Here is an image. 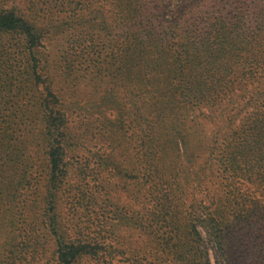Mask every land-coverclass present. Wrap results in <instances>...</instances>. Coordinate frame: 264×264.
Returning <instances> with one entry per match:
<instances>
[{
    "label": "trees",
    "instance_id": "1",
    "mask_svg": "<svg viewBox=\"0 0 264 264\" xmlns=\"http://www.w3.org/2000/svg\"><path fill=\"white\" fill-rule=\"evenodd\" d=\"M83 13L94 30L88 41L102 47L82 58L89 64L80 74L75 56L60 53L65 30L54 42L49 34L71 16L66 30L77 42ZM78 77L92 82L91 96L104 86L119 106L109 145H124L129 155L136 142L143 170L155 168L166 139L188 158L201 154L205 173L222 174L209 205L194 203L184 217L161 189L134 225L147 237L143 255L148 246L169 250L165 264H264V206L253 194L264 191V0H0V264L134 257L127 241L113 248L50 216L68 172L62 155L77 141L68 134L64 97ZM40 155L44 193L29 204L24 192Z\"/></svg>",
    "mask_w": 264,
    "mask_h": 264
},
{
    "label": "rangeland",
    "instance_id": "2",
    "mask_svg": "<svg viewBox=\"0 0 264 264\" xmlns=\"http://www.w3.org/2000/svg\"><path fill=\"white\" fill-rule=\"evenodd\" d=\"M76 16L80 25L75 26V33L80 32L82 35L78 37L77 42L75 38L72 39L74 31L66 30L74 26L71 16L63 18L59 30H55L54 35L49 34V37H52L51 42H54L56 37L60 38V32L65 30L60 53L73 54L74 70L83 74L89 63L82 58L102 46L96 38L88 41L86 33L94 32L87 28L88 15L83 13ZM78 78L74 87L65 89L64 97L68 134L77 141L72 140V145L65 148L62 155L64 167L68 172L53 197L54 206L50 216H54L58 222L78 223L86 228L83 233H88L89 236H103L106 243L113 248H123V243L129 242L134 257L128 254V251L123 253L122 257L129 256L132 259L124 261L120 254L115 255L123 264H165V260L171 259L168 249H151L147 246L146 254L143 255L147 237L142 231L134 229V225L140 222L139 217L155 206L161 189L170 193L172 205L177 204L184 210L183 217L188 215L190 206L194 203L201 201L209 205L210 194L216 190L219 192V187L222 188L224 184L222 174L205 173V170L201 169L204 162L201 154L188 158L182 153L180 143L175 146L166 139L157 147L158 151L160 148H163V151L157 153L153 161L155 168L150 173L143 170L141 157L136 153V142L129 146V155L124 153V145L115 149L109 145L110 140L106 136H111L113 130L119 128V106L117 107L113 100L106 99L104 86L98 87L99 92L91 96L95 90L92 82L88 77ZM61 81L56 77L54 87L61 88ZM37 90H42V86H37ZM7 108L14 109L11 104H8ZM158 128L163 133L167 132L163 125ZM33 161L34 166L30 171L32 185L24 192V198L29 204L40 202L46 177L43 169L44 156L40 155L39 160ZM251 189L254 190L255 187L252 186ZM253 194L264 206V191L256 188ZM36 212L35 210V214H42L40 210ZM137 259L138 261L133 262Z\"/></svg>",
    "mask_w": 264,
    "mask_h": 264
}]
</instances>
